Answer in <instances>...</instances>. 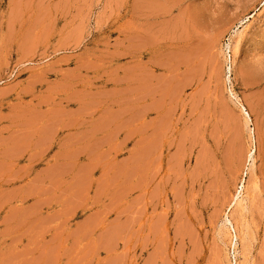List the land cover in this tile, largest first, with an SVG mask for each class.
Masks as SVG:
<instances>
[{"label": "rangeland", "instance_id": "rangeland-1", "mask_svg": "<svg viewBox=\"0 0 264 264\" xmlns=\"http://www.w3.org/2000/svg\"><path fill=\"white\" fill-rule=\"evenodd\" d=\"M88 102H139L120 152L82 149L101 137ZM106 177L125 189L85 224L108 228L98 246L7 234L36 226L40 185ZM0 264H264V0H0Z\"/></svg>", "mask_w": 264, "mask_h": 264}, {"label": "crops", "instance_id": "crops-1", "mask_svg": "<svg viewBox=\"0 0 264 264\" xmlns=\"http://www.w3.org/2000/svg\"><path fill=\"white\" fill-rule=\"evenodd\" d=\"M86 106L100 107L101 114L97 116L96 131L101 134L97 143L86 144L83 147L77 142L76 138L68 137L64 141L65 149L77 150L81 146L87 152L101 153L103 156H110L120 152L123 145L129 142L132 137V123L135 117L141 116L143 111L137 110L139 102H88ZM120 116L118 120L114 117ZM105 124V125H104ZM104 125V127H101ZM123 130L125 136L119 139V133ZM90 137V134L88 135ZM146 142L138 140L132 142L128 147L133 156L144 157ZM137 163H135L136 166ZM134 166V167H135ZM55 184L40 185L38 189L39 199L34 202L33 210L35 213L36 226L34 228H21L19 225L9 226L7 234L28 237L34 236V243L40 244V248H48L51 251L56 250H72V249H87L88 236H94V242L89 244H100V240L109 234L108 228L95 229L85 226L87 221L92 220L97 222L103 213V198L109 197L107 209H115L118 207L116 195L124 192L123 185H117L112 178H104L93 181L91 184L87 180L70 179L63 184L64 189L57 191L53 189ZM58 186H61L59 184ZM90 189V191H89ZM57 193H60L56 196ZM48 199H45V195ZM88 196L95 200V207L88 211L85 215L81 214L87 209ZM58 199V201H52ZM101 204V206H99ZM45 207L50 208L49 213H43ZM81 216L77 221L76 226L67 227V223L74 217ZM13 219V215L7 216L8 223ZM98 226V225H97ZM122 233V231H120ZM141 231H135L137 239L141 240L142 245H145V238L138 237ZM49 234V238L44 242L43 236ZM73 236L75 238H73ZM39 239V240H38ZM45 240V239H44ZM30 244H25V248H29ZM81 245V246H78ZM85 245V246H84ZM7 248L13 249L12 244H8ZM144 248V247H142Z\"/></svg>", "mask_w": 264, "mask_h": 264}, {"label": "bare ground", "instance_id": "bare-ground-1", "mask_svg": "<svg viewBox=\"0 0 264 264\" xmlns=\"http://www.w3.org/2000/svg\"><path fill=\"white\" fill-rule=\"evenodd\" d=\"M147 31V30H146ZM168 31V30H167ZM160 32V31H159ZM138 36V35H137ZM139 38V37H138ZM154 38V37H153ZM137 39V38H136ZM153 42V41H152ZM141 74V73H140ZM144 79V78H143ZM230 91V90H229ZM231 92V91H230ZM229 92V93H230ZM233 95V94H232ZM236 103H238V107L240 108V111L242 112V114L244 115V118H245V120L246 121H248L249 119V115H248V113L246 112V109L243 107V105H241V104H239V102H236ZM152 105V104H151ZM155 112V111H154ZM224 117H225V115H224ZM224 117L222 118V120L224 119ZM156 120V119H155ZM161 120V119H160ZM231 120V119H230ZM161 122V121H160ZM159 122V123H160ZM223 122V121H222ZM158 123V124H159ZM229 124V123H228ZM227 124V125H228ZM156 125V124H155ZM154 125V126H155ZM162 125V124H161ZM158 126V125H157ZM156 126V127H157ZM164 126V125H163ZM151 127H153V125L151 126ZM153 129V128H152ZM160 129H162L161 127H160ZM191 129V128H190ZM196 129V128H195ZM154 130H156V128L154 129ZM231 130V129H230ZM233 131V130H232ZM150 132H152V131H150ZM158 132H162V131H158ZM165 132V131H164ZM156 132H154V134H155ZM190 133H191V131H190ZM152 134V133H151ZM154 134H152V135H154ZM159 135V134H158ZM157 135V136H158ZM190 135V134H189ZM188 135V136H189ZM252 137V136H251ZM152 138V137H151ZM195 138V137H194ZM235 138H236V136H235ZM156 140L155 138H154V136H153V138H152V140ZM238 139V138H237ZM188 140V139H187ZM191 140H194L193 138H192V135H191ZM235 140V139H234ZM240 140V139H239ZM238 140V141H239ZM151 141V140H150ZM152 142V144L154 143V142H157V140L156 141H151ZM151 142H150V144H151ZM192 142V141H191ZM190 143V142H189ZM156 144V143H155ZM192 144V143H191ZM236 144H238V143H236ZM153 146H154V144H153ZM182 146V145H181ZM151 147H152V145H151ZM179 147V146H178ZM189 147V146H188ZM155 149V148H154ZM180 149V148H179ZM251 149V148H250ZM231 151V150H230ZM241 151H243V150H241ZM244 152V151H243ZM242 152V153H243ZM204 155V154H203ZM239 155V154H238ZM202 156V155H201ZM237 156V155H236ZM202 158V157H201ZM236 158V157H235ZM246 158H248V163L251 165L252 164V162H253V152H252V150H249L248 151V155H247V157ZM200 160V159H199ZM234 161V160H233ZM200 162L201 163H203L202 162V160H200ZM199 164V163H198ZM226 164V163H225ZM231 165H232V162L230 163ZM203 164H201V166H202ZM200 165H198V167H199ZM203 167V166H202ZM243 188V186H241V189ZM244 193V192H243ZM240 194V192L238 193V195ZM242 195V194H241ZM238 199H237V196H236V198H235V201H237ZM241 200H242V197H241ZM237 202H239V201H237ZM237 204V203H236ZM222 205V204H221ZM223 220H222V226L224 227V229H227V231H232V233H235V230H234V224L232 223V221H231V219L226 215L224 218H222ZM230 233V232H229ZM231 235V238H230V241H231V244H233V247H235V242H236V235H232V234H230ZM230 243V242H229ZM236 252V251H235ZM237 253H239V252H237Z\"/></svg>", "mask_w": 264, "mask_h": 264}]
</instances>
